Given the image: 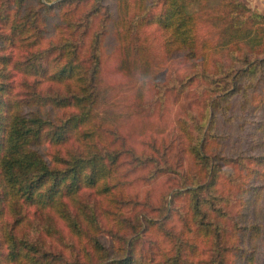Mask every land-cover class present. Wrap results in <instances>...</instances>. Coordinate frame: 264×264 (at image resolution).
Wrapping results in <instances>:
<instances>
[{"label":"trees","instance_id":"trees-1","mask_svg":"<svg viewBox=\"0 0 264 264\" xmlns=\"http://www.w3.org/2000/svg\"><path fill=\"white\" fill-rule=\"evenodd\" d=\"M207 1L219 43L189 10ZM112 25L129 53L155 30L195 91L175 139L146 151L96 110ZM161 177L155 203L133 191ZM0 264H264V13L242 0H0Z\"/></svg>","mask_w":264,"mask_h":264},{"label":"rangeland","instance_id":"rangeland-1","mask_svg":"<svg viewBox=\"0 0 264 264\" xmlns=\"http://www.w3.org/2000/svg\"><path fill=\"white\" fill-rule=\"evenodd\" d=\"M109 1L121 6L127 2ZM242 1L252 9L264 13V0ZM212 2L214 1L202 2V5L193 4L189 10L198 14L202 39L219 43L221 39L211 17L217 6ZM116 27L112 25L101 45V98L96 110L116 126L132 147L138 151H146L151 139H156L157 142L175 139L178 134L176 120L183 115L184 107H195L193 101L196 95L192 88H181L189 70L181 56L170 57L164 53L155 30H144L140 53H129L126 48L122 49L124 41L118 38ZM222 53L218 46L213 57H222ZM172 149L171 156L175 154V146ZM182 162H187L185 156H182ZM164 177L149 183L142 178L136 179L133 191H137L140 199L147 197L144 193L148 192V201L155 203L160 192L165 190Z\"/></svg>","mask_w":264,"mask_h":264}]
</instances>
